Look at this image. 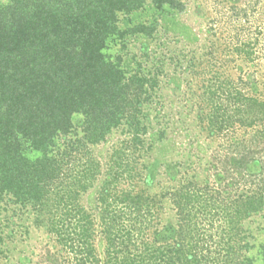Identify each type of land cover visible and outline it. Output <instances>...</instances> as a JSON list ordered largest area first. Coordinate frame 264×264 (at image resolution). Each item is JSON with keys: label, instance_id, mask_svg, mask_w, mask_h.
I'll return each instance as SVG.
<instances>
[{"label": "trees", "instance_id": "16d2710c", "mask_svg": "<svg viewBox=\"0 0 264 264\" xmlns=\"http://www.w3.org/2000/svg\"><path fill=\"white\" fill-rule=\"evenodd\" d=\"M234 2L238 0H233V63L240 59L257 65L264 0H243L241 7ZM146 3H0V203L35 212L63 249L70 250L73 264H100L95 221L80 203L101 168L87 151L124 127L131 136L129 147L113 153L98 197L108 244L106 264H254L240 253L250 247L241 244V223L264 208V159L258 156L264 144V96L241 75L231 79L215 72L202 93L210 109L205 119L210 134L233 131L235 137L228 146L232 156L215 162L218 173L225 175L221 179L217 174V182L233 179V198L221 197L228 183L217 186L215 196L208 182L189 181L175 194L177 229L149 233L159 214L149 196L136 192L133 183L139 174L131 149L143 144L147 130L140 114L149 100L147 87L154 88L157 81L128 73L121 56L112 60L105 54L111 39L153 37V25L127 30L118 25L120 15L139 11ZM152 4L161 11L185 10L180 0ZM246 31L250 34L242 38ZM239 132L250 136L241 138ZM124 183L128 189L121 188ZM260 253L264 262V245Z\"/></svg>", "mask_w": 264, "mask_h": 264}, {"label": "rangeland", "instance_id": "374dc122", "mask_svg": "<svg viewBox=\"0 0 264 264\" xmlns=\"http://www.w3.org/2000/svg\"><path fill=\"white\" fill-rule=\"evenodd\" d=\"M180 1L185 5L182 13L167 8L158 10L152 0H147L139 11L120 15L118 25L121 30L137 24L153 25V37L127 34L123 38L111 39L105 51L112 60L121 56L128 73L139 72L151 81H157L154 88L147 87L149 100L144 101L140 114L147 130L143 144L138 148L131 147L139 174L133 183L136 192L149 196L159 214L153 221L150 234L158 232L163 235L162 231L177 229L179 216L174 203L175 194L189 181L208 182L215 196L214 189L228 183L221 197L232 199L235 194L233 179L222 185L217 182V174L221 179L225 175L219 174L215 165L218 160L226 162V157L232 156L228 146L233 144L235 137L233 131L213 136L208 130L205 119L210 109L203 102L202 93L211 76L215 72L231 79L241 75L264 96V38L258 46L261 56L257 65L246 64L240 59L237 64L233 63V54H230L233 0ZM5 2L0 0L1 4ZM242 2L234 3L241 7ZM262 5L258 7L262 9ZM258 23L264 24V18ZM254 31L252 27L251 33ZM246 32L242 33V38L250 34ZM239 133L241 138L250 136L248 132ZM130 139L125 128L120 127L113 130L105 142L90 146L87 151L88 157L101 168L80 196V203L95 221L94 245L100 264H106L108 244L102 230L98 197L113 153L123 146L129 147ZM258 153L264 159V144ZM259 171L258 168L253 174L257 175ZM148 178L152 180L149 185ZM121 188L128 189V183L122 184ZM38 218L30 209L28 212L14 204L0 203V234L4 241L0 246V264H73L70 250L63 249ZM241 227V237H244L241 244L248 243L250 247L240 253L252 258L254 264H264L260 253V246L264 245V208L245 218ZM137 244L141 246L140 241Z\"/></svg>", "mask_w": 264, "mask_h": 264}]
</instances>
